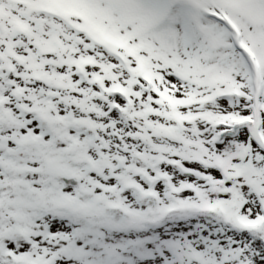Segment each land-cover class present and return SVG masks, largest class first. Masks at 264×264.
Wrapping results in <instances>:
<instances>
[{"label":"snow or ice","instance_id":"6c2138e0","mask_svg":"<svg viewBox=\"0 0 264 264\" xmlns=\"http://www.w3.org/2000/svg\"><path fill=\"white\" fill-rule=\"evenodd\" d=\"M0 264H264V0H0Z\"/></svg>","mask_w":264,"mask_h":264}]
</instances>
